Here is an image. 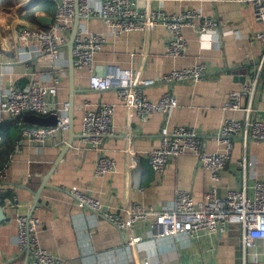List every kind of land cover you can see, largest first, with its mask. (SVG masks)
I'll use <instances>...</instances> for the list:
<instances>
[{
  "label": "crops",
  "instance_id": "obj_1",
  "mask_svg": "<svg viewBox=\"0 0 264 264\" xmlns=\"http://www.w3.org/2000/svg\"><path fill=\"white\" fill-rule=\"evenodd\" d=\"M19 1L3 0L0 5V25L11 49L7 52L0 46V93L10 82L25 85L30 73L35 72L36 77L50 86L47 99L51 106L60 108L69 100L72 83V127L77 136L65 149L67 109L63 112L66 138L61 139L62 133L59 132L58 143L48 142L36 148L25 142L19 151H13L12 143L3 141L0 135V157L5 159L7 169L6 181L0 184V264L27 263V250L16 243V214L28 212L34 191L42 185L31 215L40 220L37 227L40 245L60 257L58 264H133L132 253L129 255L121 231H105L110 223L99 213L79 206L68 192L70 186L75 185L91 196L105 200L111 211L121 212L125 195L145 208L152 206L158 209L161 202L173 197L176 188L188 189L195 200H200L211 183H215L219 194L243 185L249 193L253 182L264 176V140L253 139H248L245 144L235 139L230 157L216 182L199 167L196 156L189 152L170 158L164 173L158 175L149 166L146 152L159 144L165 113L154 111L146 118L133 113L128 117L114 88L99 91L88 86L90 70L85 66L73 67L72 80L66 65L63 82L55 85L48 81L56 72L50 70L48 56H29L20 52L21 45H25L24 48L28 46L18 39L17 26L42 24L24 18L22 13L27 4L21 5ZM151 6L169 13L194 9L200 16L216 20L218 26L202 36L194 27L183 26L188 47L184 55L172 57L165 54L168 34L161 23L155 24L148 34L132 29L114 36L108 33V26L99 17L80 19L87 30L102 32L106 37L101 49L93 55L94 68L104 74L112 67L139 66V78L146 81L141 88L148 99L157 100L166 90L175 95L177 105L167 115L168 123L194 126L205 149L213 151L215 133L221 120L224 117H244L243 110L225 109L222 104L228 91L239 88L241 82L252 75L254 65L264 50V41L256 38L254 32L264 30V21L255 19L251 4L236 0H151ZM8 8L12 9L13 15L5 18ZM14 8L18 12L14 13ZM54 11L53 1L52 12L39 11L36 16H53ZM194 22L198 23L199 18H194ZM61 50L67 59V45H63ZM201 62L208 65V70L198 80L165 82L159 79L161 74L172 68ZM101 102L114 104V134L104 138L101 145L103 152L114 158L115 169L110 174L96 176L93 171L97 151L85 147L79 141L78 133L83 111ZM247 102L248 98L244 97L243 103ZM251 108L253 114L264 117V61ZM15 120L18 124L17 118L0 112V124ZM125 125L130 129L127 135L124 133ZM19 135L20 128L17 138ZM127 141L133 156L132 166L135 156L141 160L143 190L132 187L131 173L127 180L125 178L124 148L128 146ZM53 164L54 169L50 171ZM47 173L49 176L43 184ZM239 235L240 227L233 223L224 234L213 240L207 237L185 244L169 240L146 242L137 244L136 254L137 258L146 256L156 264H257L254 256L259 264H264V238L255 239L253 246L244 247Z\"/></svg>",
  "mask_w": 264,
  "mask_h": 264
},
{
  "label": "built area",
  "instance_id": "obj_2",
  "mask_svg": "<svg viewBox=\"0 0 264 264\" xmlns=\"http://www.w3.org/2000/svg\"><path fill=\"white\" fill-rule=\"evenodd\" d=\"M34 0H20L26 5ZM55 11L52 20L45 25L20 24L16 33L21 45L20 52L46 55L49 58L50 70L56 71L52 78L53 84L58 85L65 80L64 67L67 59L61 50L66 44L73 24L74 13L77 10L79 22L71 46L72 64L75 68L87 67L90 70L88 86L94 90L114 88L121 100L128 117L137 114L141 118L148 117L154 111L164 112L166 117L159 131V144L146 152L149 166L158 175L164 173L168 160L185 152L196 156L199 167L208 172L210 179L216 182L230 157L235 139L243 144L248 139L264 140V117L252 113L251 100L257 92L259 73L264 61V50L260 59L254 65L252 75L243 80L237 89L227 92L222 107L225 109H240L244 111L243 118L224 117L215 133V149L207 151L197 129L194 126L168 123L167 115L177 105L175 95L171 90L163 92L157 100L148 99L141 88L145 83L139 78L140 67L109 68L104 74L98 73L93 65V55L101 49L106 41L105 34L89 31L80 22L92 17L101 18L108 26V33L116 36L132 29L143 30L148 34L155 24L161 23L168 34L165 54L172 57L184 55L188 43L182 32V27H194L200 36L215 30L218 26L213 18L200 16L196 10L188 9L180 12H166L151 6V0H53ZM251 4L254 17L264 21V0H236ZM199 22L195 23L194 18ZM254 36L264 41V30H256ZM208 70L204 62L189 66L172 68L160 75L165 82L198 80ZM30 73L29 81L23 85L12 82L4 86L0 93V112L17 118L20 128L19 138L13 141L12 150L19 151L25 142L40 148L46 143H58L65 137V117L62 107L54 108L47 99L49 85ZM247 97V104L243 98ZM57 114L54 124L36 125L23 119L26 113L47 115ZM114 104L101 102L94 107L86 108L81 118L79 141L87 148L97 151L94 162V174L102 176L114 172L115 160L103 152L102 141L114 134L112 116ZM130 120H127L129 126ZM124 129L125 135L130 129ZM124 149L126 166L124 174L129 178L133 156L129 142ZM6 165L0 167V184L6 181ZM126 188L128 182L126 181ZM143 190L142 187L139 188ZM74 201L81 207H87L99 213L106 222L105 231L111 229L122 233L124 245L132 253L133 264H156L149 257L137 258L136 246L146 242L169 240L176 244L189 243L190 240L218 238L224 234L230 224L236 223L240 227L239 240L244 246H253V240L264 238V176L253 182L248 193L246 187L228 189L219 194L215 183H211L204 191L202 199L195 200L190 190L176 188L170 200L161 202L158 209L152 206L145 208L141 203L124 196L120 208L121 212L110 210L105 200L95 198L75 185L68 188ZM17 234L16 243L19 247H27L28 260L26 264H58L60 257L40 245L37 227L39 218L26 213L16 214ZM139 226L141 230L139 231ZM89 235H92L90 232ZM254 260L257 264L260 262Z\"/></svg>",
  "mask_w": 264,
  "mask_h": 264
},
{
  "label": "water",
  "instance_id": "obj_3",
  "mask_svg": "<svg viewBox=\"0 0 264 264\" xmlns=\"http://www.w3.org/2000/svg\"><path fill=\"white\" fill-rule=\"evenodd\" d=\"M1 1L0 0V5H1ZM37 22H39L42 25H45L47 23H49L52 20V16L51 15H44V14H39L36 17ZM79 22V14L77 12V10L74 13V17H73V24L71 27V31L68 37V40L66 42L67 48H68V58H67V65H68V69H69V75H70V80H72V72H73V64H72V55H71V46H72V42H73V37L74 34L76 32V28ZM0 46L3 47V49L7 52L11 51L10 49V44L8 42L7 36L4 34V30L2 28V26L0 25ZM99 73V72H98ZM103 74V73H100ZM73 84L70 83V96H69V100L66 102V109H67V140H66V144L64 146V148H68V146L72 143V140L75 136H77V134H75V132L73 131V127H72V101H71V96L73 93ZM23 119L29 123L32 124H36V125H50V124H54L56 119H57V114L54 112H51L47 115H39V114H35V113H26L23 115ZM135 164L131 167L130 169V173H131V181H132V187L133 188H140L141 184H142V176H143V168H142V164H141V160L139 156H135ZM54 169V164L50 167V171ZM49 176V173L46 174V176L43 178L42 183L44 184L46 181V178ZM43 186V185H42ZM41 186V187H42ZM40 187V188H41ZM40 188H38L37 190L34 191L33 194V198L31 200V203L29 205V209L28 212L26 213L27 216L31 215V212L37 202L38 196H39V192H40ZM1 202V200H0ZM25 250H27V247L24 248Z\"/></svg>",
  "mask_w": 264,
  "mask_h": 264
},
{
  "label": "trees",
  "instance_id": "obj_4",
  "mask_svg": "<svg viewBox=\"0 0 264 264\" xmlns=\"http://www.w3.org/2000/svg\"><path fill=\"white\" fill-rule=\"evenodd\" d=\"M39 11L52 12L53 11V1L52 0H34L30 2L25 7L22 16L29 21L36 22V13ZM21 13V12H20ZM19 134V126L15 121L4 122L0 124V135L3 141H9L13 145V141L17 138ZM10 143V144H11ZM5 159L0 157V167L4 165Z\"/></svg>",
  "mask_w": 264,
  "mask_h": 264
},
{
  "label": "rangeland",
  "instance_id": "obj_5",
  "mask_svg": "<svg viewBox=\"0 0 264 264\" xmlns=\"http://www.w3.org/2000/svg\"><path fill=\"white\" fill-rule=\"evenodd\" d=\"M10 6V5H9ZM17 10H16V8H14V13L16 12ZM18 12V11H17ZM11 15H13V11H12V9L11 8H8V10H6V13H5V18H7V17H9V16H11Z\"/></svg>",
  "mask_w": 264,
  "mask_h": 264
}]
</instances>
